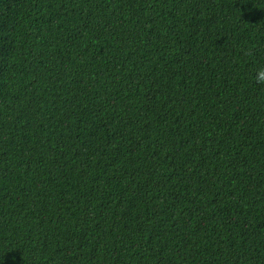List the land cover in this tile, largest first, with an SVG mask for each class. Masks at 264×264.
I'll use <instances>...</instances> for the list:
<instances>
[{
    "label": "trees",
    "instance_id": "trees-1",
    "mask_svg": "<svg viewBox=\"0 0 264 264\" xmlns=\"http://www.w3.org/2000/svg\"><path fill=\"white\" fill-rule=\"evenodd\" d=\"M264 0H0V264H264Z\"/></svg>",
    "mask_w": 264,
    "mask_h": 264
},
{
    "label": "clouds",
    "instance_id": "clouds-1",
    "mask_svg": "<svg viewBox=\"0 0 264 264\" xmlns=\"http://www.w3.org/2000/svg\"><path fill=\"white\" fill-rule=\"evenodd\" d=\"M254 79L256 83L264 85V68L257 70Z\"/></svg>",
    "mask_w": 264,
    "mask_h": 264
}]
</instances>
